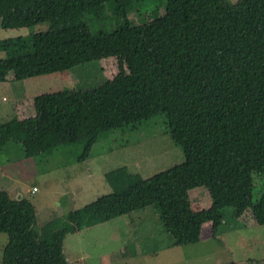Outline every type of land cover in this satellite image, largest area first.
<instances>
[{
    "label": "trees",
    "instance_id": "16d2710c",
    "mask_svg": "<svg viewBox=\"0 0 264 264\" xmlns=\"http://www.w3.org/2000/svg\"><path fill=\"white\" fill-rule=\"evenodd\" d=\"M143 1L0 0V28L48 22L27 37L25 52H15L18 39L0 40V83L109 56L120 68L96 86L38 94L33 116L1 122L0 134L24 157L77 142L82 160L101 134L158 114L183 152L181 162L146 178L123 166L106 172L110 193L38 229L33 203L0 190L1 264H69L67 234L149 205L176 245L196 243L207 221L218 232L227 207L234 218L249 210L264 226V184L252 199L253 174L264 177V0H151L145 9ZM84 16L115 26L93 30ZM200 186L209 205L193 210L188 190Z\"/></svg>",
    "mask_w": 264,
    "mask_h": 264
},
{
    "label": "rangeland",
    "instance_id": "374dc122",
    "mask_svg": "<svg viewBox=\"0 0 264 264\" xmlns=\"http://www.w3.org/2000/svg\"><path fill=\"white\" fill-rule=\"evenodd\" d=\"M237 1L229 0L231 4ZM151 3V0H144V9ZM105 10L110 12L108 4ZM127 16L136 20L134 12ZM83 18L93 30H110L115 26L110 20ZM46 28L48 22L0 28V40L18 39L20 44L15 52L22 53L26 51L27 37ZM4 55L0 49V58ZM119 71L117 58L109 56L66 71L21 81H14L8 74V80L0 84V122L14 117V103L24 105L33 115L28 96L96 86L112 80ZM80 150V143L68 142L49 154L24 158L21 146L0 134V168L12 173L10 177L0 176V190L6 191L10 198L20 195L33 203L35 228L110 193L111 186L105 177L108 171L123 166L146 178L183 160L182 149L172 141L163 114L136 126L101 134L88 157L77 160ZM14 163H24L25 168L13 173ZM29 169L35 173H29ZM263 184L264 177L253 174V201L260 196ZM32 187L37 190L30 192ZM188 196L193 210L201 209L209 200L201 186L189 189ZM222 220L215 238L202 237L196 244L176 245L165 230L159 211L149 205L67 234L63 252L69 264H264V226L252 219L250 211L234 218L232 208L227 207ZM210 227L211 223L206 224L203 230L209 234ZM6 240V234L0 232V258Z\"/></svg>",
    "mask_w": 264,
    "mask_h": 264
},
{
    "label": "crops",
    "instance_id": "0c3cea01",
    "mask_svg": "<svg viewBox=\"0 0 264 264\" xmlns=\"http://www.w3.org/2000/svg\"><path fill=\"white\" fill-rule=\"evenodd\" d=\"M8 76V75H7ZM7 76L5 77V79H4V81L3 82H1L0 84H4L5 83V80L7 81L8 80V78H7ZM12 76V75H11ZM44 76H46V75H44ZM12 79L14 80V81H17V80H15L14 78H13V76H12ZM13 97V96H12ZM11 97V98H12ZM29 98H28V102H32L31 101V99L33 98L32 96V98H30V96H28ZM29 99H30V101H29ZM23 100V99H22ZM13 106H14V108H15V113H13L12 115L14 116L13 118H16V119H18V120H22V119H24V118H26V117H30V116H33V115H30L31 114V112L29 113V111H27V109L24 107V105L22 106V104L20 105H16V103H14L13 104ZM16 106H18V107H16ZM34 114V113H33ZM3 122V121H2ZM1 123V122H0ZM2 138V137H1ZM24 158H26V157H24ZM28 158H31V157H28ZM17 162H19V161H17ZM8 166V165H7ZM8 168V167H7ZM25 168V165H24V163L23 164H18V163H14L13 164V173L14 172H16V173H18V172H20V171H22V169H24ZM0 170H1V174H0V176H3V177H10V176H12V173H10L9 171V169H4V167H1L0 168ZM9 172V174L7 175V173ZM28 172L29 173H35V172H33V171H31V169H29L28 170ZM20 197H22V196H20V195H17V196H15V198L14 199H17V198H20ZM209 205V200H208V202H207V204L205 205V206H202V208L203 207H207ZM199 210V209H198ZM206 224H210V222H204V224H202V226H201V228H200V233H199V237H198V240H197V242L196 243H198L199 242V240H201L202 239V237H204V238H208V237H212V238H215L217 235H215L216 233H218V232H216V233H214L213 234V232H212V226L210 227V233L208 234L206 231H204L203 230V227L206 225ZM215 235V236H214ZM195 243V244H196ZM143 257H150L149 255H142Z\"/></svg>",
    "mask_w": 264,
    "mask_h": 264
},
{
    "label": "built area",
    "instance_id": "2783aa9c",
    "mask_svg": "<svg viewBox=\"0 0 264 264\" xmlns=\"http://www.w3.org/2000/svg\"><path fill=\"white\" fill-rule=\"evenodd\" d=\"M36 190H37V188L32 187L31 190H30V192H33V191H36Z\"/></svg>",
    "mask_w": 264,
    "mask_h": 264
}]
</instances>
